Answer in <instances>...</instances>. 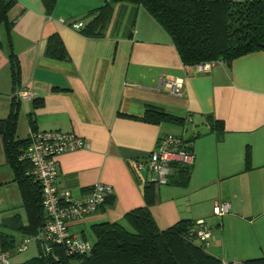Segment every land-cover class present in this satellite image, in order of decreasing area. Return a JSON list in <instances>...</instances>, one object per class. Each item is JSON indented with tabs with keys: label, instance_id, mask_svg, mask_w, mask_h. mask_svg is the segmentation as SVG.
<instances>
[{
	"label": "crops",
	"instance_id": "0c3cea01",
	"mask_svg": "<svg viewBox=\"0 0 264 264\" xmlns=\"http://www.w3.org/2000/svg\"><path fill=\"white\" fill-rule=\"evenodd\" d=\"M104 1L56 0L48 14L42 0H15L9 37L0 25V118L19 102L17 138L27 139L32 118L34 129L71 131L85 139L86 148L56 157L59 188L74 198L96 182L112 188L111 202L70 222L68 233L86 237L91 224L123 221L126 212L143 206L147 174L137 161L161 136L181 135L191 139L194 161L185 186L171 182L177 168L167 184H156L150 212L157 226L203 219L212 228L208 250L221 261L264 257V51L203 73L181 61L170 35L143 7L116 4L102 37L87 36L84 24L69 26L86 23ZM53 33L67 59L45 54ZM10 51L19 61L18 90L12 88ZM163 76L181 77L182 94L160 89ZM22 89L31 96L18 97ZM147 105L191 123L183 128L143 121ZM212 120L221 127L211 129ZM221 201H229L231 211L218 218L212 207ZM15 213L25 221L19 186L0 144V219ZM26 236L16 234L17 244Z\"/></svg>",
	"mask_w": 264,
	"mask_h": 264
},
{
	"label": "trees",
	"instance_id": "16d2710c",
	"mask_svg": "<svg viewBox=\"0 0 264 264\" xmlns=\"http://www.w3.org/2000/svg\"><path fill=\"white\" fill-rule=\"evenodd\" d=\"M42 1L50 14L56 0ZM14 3L15 0H0V25L4 26L7 37L12 28L8 12ZM116 4L143 7L170 35L185 65L208 61H215V65H229L241 55L264 51V0H105L87 15L86 23L82 22V31L90 37L104 36ZM134 19L135 12L130 18V36ZM45 54L51 58L67 59L58 34L49 36ZM8 62L12 88L18 90L20 66L12 51ZM18 110L19 102L13 101L8 115L0 118V144L4 160L19 186L25 221L17 213L0 219V227L7 230L0 231V248L3 250L15 247L16 234L25 236L37 233L46 219L41 187L27 173L29 163L19 160V153L27 139H19L16 135ZM31 119L30 128L34 129ZM141 120L178 124L183 128L187 122L191 123L189 117H178L153 105L145 107ZM212 121L211 129L221 127L222 123ZM183 139L192 149L191 139ZM191 166L177 167V177L171 182L185 186ZM155 186L147 182L143 190L145 204L126 212L123 221H102L90 225L93 241H90L92 249L89 254L66 255L63 248L55 244L46 254L42 244L38 243L35 256L11 264H221V260L208 250L205 241L190 235L196 221L181 219L164 229L157 226L150 212ZM111 198V195L108 196L105 203H110ZM83 237L86 238L85 235ZM241 264H264V257L246 259Z\"/></svg>",
	"mask_w": 264,
	"mask_h": 264
},
{
	"label": "built area",
	"instance_id": "2783aa9c",
	"mask_svg": "<svg viewBox=\"0 0 264 264\" xmlns=\"http://www.w3.org/2000/svg\"><path fill=\"white\" fill-rule=\"evenodd\" d=\"M82 22L70 23L69 26L78 29ZM223 63V61H219ZM215 65V61L201 62L195 66L199 72H209ZM158 87L173 95H181L183 92V79L181 77H161ZM18 97L31 96L27 90H19ZM87 147L85 139L75 132L59 129L38 130L30 128L27 143L19 153V160L26 161L30 167L27 171L40 185L42 207L46 216L44 224L33 235L24 237L11 250L0 248V264H11V254L15 251H23L30 242L42 244L44 253L52 250V245H60L66 255L89 254L92 243L83 236L70 235L68 225L77 222L96 212L104 205L108 196L112 195L110 185L96 182L81 198H74L67 189L59 188L57 182V161L59 154L72 152ZM194 154L180 135L166 134L161 136L155 147L136 164L137 169L146 172V181L157 185L167 184L177 167L191 166ZM231 211L229 201L214 203L212 213L222 217ZM211 226L203 219L195 222L190 229V235L196 239L208 241L211 236ZM221 264H241L221 261Z\"/></svg>",
	"mask_w": 264,
	"mask_h": 264
},
{
	"label": "rangeland",
	"instance_id": "374dc122",
	"mask_svg": "<svg viewBox=\"0 0 264 264\" xmlns=\"http://www.w3.org/2000/svg\"><path fill=\"white\" fill-rule=\"evenodd\" d=\"M218 218H220L219 216H216ZM220 222V221H219ZM217 227H219V225H217ZM86 239H88L89 241H93V235L91 234L90 230H86ZM36 242H30L26 249L23 251H15L11 254V262H22L28 258H30L32 255L34 256L36 254L37 248H36ZM22 260V261H20Z\"/></svg>",
	"mask_w": 264,
	"mask_h": 264
}]
</instances>
